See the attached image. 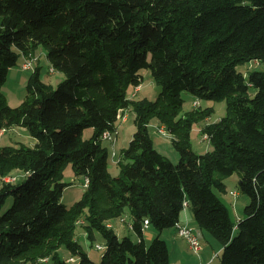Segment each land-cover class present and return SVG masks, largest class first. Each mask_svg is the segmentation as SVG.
Returning a JSON list of instances; mask_svg holds the SVG:
<instances>
[{
  "label": "trees",
  "instance_id": "16d2710c",
  "mask_svg": "<svg viewBox=\"0 0 264 264\" xmlns=\"http://www.w3.org/2000/svg\"><path fill=\"white\" fill-rule=\"evenodd\" d=\"M40 45L66 78L54 88L36 68L28 96L11 107L2 85L20 54L36 57ZM252 61L264 62V0H0V132L22 127L35 140L0 145V264H72L60 258L62 246L76 264H170L159 234L178 225L185 202L221 242V264H264V70L237 69ZM144 68L161 88L155 101L128 96ZM183 92L227 101L226 115L201 129L212 145L201 155L191 132L212 110L180 116ZM128 109L136 130L113 176L102 134L117 131ZM152 120L172 135L178 164L154 147ZM69 165L89 181L71 206L62 202ZM17 171L24 178L15 183ZM235 173L251 199L237 225L217 193ZM127 208L138 240L120 239L110 225L125 222ZM146 219L159 233L150 244ZM78 223L92 241L101 235L100 262L76 240Z\"/></svg>",
  "mask_w": 264,
  "mask_h": 264
},
{
  "label": "rangeland",
  "instance_id": "374dc122",
  "mask_svg": "<svg viewBox=\"0 0 264 264\" xmlns=\"http://www.w3.org/2000/svg\"><path fill=\"white\" fill-rule=\"evenodd\" d=\"M36 58L37 59L33 61L32 69L24 70L23 65L25 62H27V59H25V56L21 53L17 65L10 69L7 76V80L2 85V89H1L5 101L9 106L18 107L26 99V97L29 94L28 85L31 76L35 73L34 70L38 66L40 67V74H39L40 79L46 83L51 82L54 88L57 87V85L66 78L65 74L57 69H55V71L52 73L50 72L51 63L48 58V51L43 45H40L37 48ZM237 69L240 72L244 73L245 75H247L250 71L253 70L263 71L264 62L252 61L250 63L239 65ZM140 74L143 76V82L141 84L139 92L135 93V89L137 87H131L128 92V96L130 98H135V100L147 98L150 101H155L160 94L161 91L160 86L154 80L152 73L149 69L144 68L140 70ZM255 93H256V89L250 88L251 96H253ZM182 97L184 99V105L180 116L185 115L187 112L192 111L195 108L212 110V113L209 116V118L204 121L195 123L191 132V142H192L193 150L199 155L204 154L209 150H212V145L208 139H205L203 133L201 132V129L206 124L217 122L226 115L227 101L197 98L189 92H183ZM196 100H199V104H197L195 107L194 102ZM129 115L131 117L127 124H122L121 119H119L118 121V126L121 125V127L119 128L120 135L115 147H116V152L119 156L121 150L129 146V143L133 136V132L136 130V126L134 123L135 114L133 112H129ZM158 125H160V123L157 120H152L149 125L150 126L149 132L151 138L153 139V142L155 143V146L157 147V150H159V152L161 153L163 152L162 154H167L168 156L167 155L166 156L168 158L170 157L171 161L174 164H178L180 161V153L173 145L172 135L168 132L166 128L165 129L167 130L168 133L167 135L159 134L157 129ZM92 134H93V128H87L84 130L83 137L85 139H88L91 138ZM19 142L30 146L35 145V140L29 135L27 130L22 127L14 126L12 128H9L5 132H3L2 136H0L1 146L17 145ZM103 145L107 147L110 152L109 154L110 172L113 176H117L119 174L118 173L119 170H117L118 161L115 162L114 160H117V158L113 159L111 155L112 146L108 141H104ZM12 177H17V180H15V183H17L18 181H21L24 178L23 172L20 171L13 172ZM85 181H86L85 176L76 175L71 165H69L65 169L64 182L68 184V187L64 190L62 197V202L65 205L71 206L75 202L81 199L83 192L85 191ZM224 184L226 186V192L220 193L219 191H217V193L220 195L223 202L229 208L231 218L234 221V223H236L237 225L241 219H244L246 217L245 208L247 205L250 204L251 199L248 195L241 192L240 176L238 173H235L234 175L225 178ZM1 185H2V179L0 177V186ZM13 202H14V197L10 196L7 199L6 204L4 205L2 211L5 212L7 209H9L12 206ZM189 212L193 225H195V227H197L198 229L197 232L202 231L205 234V236L201 235L199 237L202 242V245L211 251L213 250L214 254L215 253L218 254L215 260H213L212 264H221V256L223 251L221 242L216 238H214L206 229L201 228L199 226V224L195 220L192 209H190ZM122 218H125L126 221L122 222L121 218H116V219H112L110 222L114 225L115 228H117L119 233V238L122 239L128 236L133 240H137L138 237L136 233L129 227V225L133 221L129 208L126 209V212ZM150 231H156L155 233L157 235L159 234L158 231L153 227L151 228ZM150 231L145 236L146 237L145 241L147 244H150L152 240L157 236L156 235L152 239L150 237H147ZM175 231L177 232V229H175V227H172L160 232L159 235L161 238L166 239L167 237H169V234L171 235L175 234ZM234 232L236 235L238 234V230H235ZM75 235H76V240L82 246L83 251L86 252L87 255L94 262L97 263L100 262L103 257V254L105 253V248L102 250L97 248V245L104 246V241L101 235L98 232H95V240L92 241L87 236L86 230L81 223L77 224ZM178 236L181 238V240L179 242V245L177 246L175 254L180 255L178 251H181L182 253L184 252L187 260L189 259V261L191 262L199 261V258L203 254V252L200 255L195 254L192 251V249L189 247V245L186 243L187 240L179 234ZM175 254H174V258H175ZM59 256L61 259L68 260L72 264H76L79 260V257L73 255L66 246H62L59 249ZM47 260L48 259H44L43 260L44 262H42L41 264H53V261H47Z\"/></svg>",
  "mask_w": 264,
  "mask_h": 264
},
{
  "label": "crops",
  "instance_id": "0c3cea01",
  "mask_svg": "<svg viewBox=\"0 0 264 264\" xmlns=\"http://www.w3.org/2000/svg\"><path fill=\"white\" fill-rule=\"evenodd\" d=\"M37 71L39 72V74H40V67L38 66L37 67ZM48 84H50V85H52L51 84V82H49ZM129 112H133V110H131V109H128V110H126V114H127V118H126V120H122L121 122H122V124H127L128 122H129V120H130V115H129ZM134 113V112H133ZM120 124V123H119ZM118 127V136H117V141H116V143L118 142V139H119V135H120V130H119V128L121 127V125H119V126H117ZM160 127H165V126H163V125H158V127H157V129H159ZM149 128H150V126H149ZM135 132V131H134ZM134 132H133V134H134ZM153 140V139H152ZM110 143V142H109ZM154 143V142H153ZM111 144V143H110ZM111 146H113L112 144H111ZM115 146H116V144H115ZM154 147L157 149V147L155 146V143H154ZM115 151H116V147H115ZM159 151V150H158ZM117 153V152H116ZM163 153V152H162ZM164 155H167V154H164ZM168 156V155H167ZM118 160H119V158H121V154H120V156L117 154V157H116ZM170 158V157H169ZM171 159V158H170ZM115 162L117 161V160H114ZM117 170H119V167H118V169ZM118 173H119V171H118ZM191 209V207H189V205L187 206V207H185L184 208V210L182 211L183 213H181V216H180V221H179V223H178V225H180V226H189V227H191L197 234H198V236L200 237L201 235H204L205 236V234L202 232V231H199V232H197V227H195V225H193V222H192V219H191V216H190V212H189V210ZM184 214V215H183ZM110 225L114 228V230L117 232V234H118V236H119V233H118V230H117V228H115L114 227V225L112 224V223H110ZM151 226H149L148 228H146V229H144V239H146V234L151 230ZM178 228V226H175V229H177ZM156 231H150V233H149V235H147V237H150L151 239L153 238V237H155L157 234L155 233ZM177 232H178V229H177ZM177 232L175 231V234H173V235H171V234H169V237H167L166 239H164V240H166V242H167V244H168V247H169V251H170V264H208V263H212L213 262V260H215V258L218 256V254L217 253H215L214 254V251L212 250H209L208 248H206V247H204L203 245H202V251H201V253L203 252V254L200 256V258H199V261H193V262H191V261H189V259L187 260V258H186V256H185V254H184V252L182 253L181 251H178L179 252V254L180 255H177V254H175V252H176V249H177V246L179 245V242H180V240H181V238L178 236V234H177ZM158 236V235H157ZM137 240H138V238H137ZM201 241V240H200ZM211 242V241H210ZM186 243L188 244V242L186 241ZM201 244H202V242H201ZM189 245V244H188ZM212 245V244H211ZM200 253V254H201ZM174 254H175V258H174ZM196 254V253H195ZM200 254H197V255H200Z\"/></svg>",
  "mask_w": 264,
  "mask_h": 264
},
{
  "label": "built area",
  "instance_id": "2783aa9c",
  "mask_svg": "<svg viewBox=\"0 0 264 264\" xmlns=\"http://www.w3.org/2000/svg\"><path fill=\"white\" fill-rule=\"evenodd\" d=\"M32 67H33V62H30V61L25 62L23 65L24 70H31ZM50 72L52 73L53 71L50 69ZM195 104H196V101L194 102V106H195ZM158 130L161 131V129H158ZM2 134H3V130L0 132V135H2ZM102 139L104 141H106V139H107V137L104 135V133L102 134ZM115 144H116V142H115ZM111 155H112L113 159L117 157V153L115 151V148L113 149V151H111ZM88 184H89V182H85V186ZM187 206H188V203L185 202L184 208ZM177 226H178V228H177L178 234L183 236L187 240L189 247L192 249V251L194 253L200 254L203 248H202V244H201V241H200L198 234L195 233V231L189 226H180V225H177ZM148 227H149V220L146 219L144 222V228L146 229ZM208 264H212V263H208Z\"/></svg>",
  "mask_w": 264,
  "mask_h": 264
},
{
  "label": "bare ground",
  "instance_id": "6f19581e",
  "mask_svg": "<svg viewBox=\"0 0 264 264\" xmlns=\"http://www.w3.org/2000/svg\"><path fill=\"white\" fill-rule=\"evenodd\" d=\"M25 59H27V61H30V62H33L34 60H36L37 58L36 57H33V56H25ZM51 70L54 72L55 71V69L52 67L51 68ZM137 88L135 89V93H137V92H139V90H140V87H141V85L140 86H136ZM135 95V94H134ZM133 95V96H134ZM197 104H199V100H196V104H195V107H196V105ZM126 118H127V114H126V112H123V111H120L119 112V114H118V121H119V119H121V120H126ZM159 129H161V131L160 130H158V133L159 134H163V135H167L168 133H167V130L165 129V127H160ZM3 132H4V130H3ZM3 135V134H2ZM104 135L107 137V139H106V141H108V142H110L113 146H112V150L111 151H113V149L115 148V142L117 141V136H118V130L117 131H115L114 133H112V132H109V131H106V132H104ZM205 137V139H207V137L206 136H204ZM117 161H118V159H117ZM85 182H89L87 179H86V181ZM88 185H86L85 187H87ZM122 222H124V220H122ZM97 248L98 249H100V250H102V249H104V246H101V245H97Z\"/></svg>",
  "mask_w": 264,
  "mask_h": 264
}]
</instances>
